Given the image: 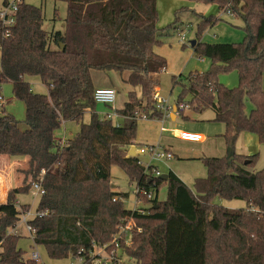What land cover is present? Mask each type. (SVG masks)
Wrapping results in <instances>:
<instances>
[{
	"label": "trees",
	"instance_id": "trees-1",
	"mask_svg": "<svg viewBox=\"0 0 264 264\" xmlns=\"http://www.w3.org/2000/svg\"><path fill=\"white\" fill-rule=\"evenodd\" d=\"M15 1V23L7 35L0 25V83H10L12 97L23 103L25 128L12 115H0V155L26 159L27 168L21 171L22 185L9 190L0 216V264H36L24 258L19 236L9 232L20 221L17 195L31 189L33 181L44 193L35 209L41 215L28 225L34 245L43 246L50 259L81 258L92 264L100 258L97 250L104 249L114 264L123 258L136 264H264V167L251 170L255 156L233 154L230 162L202 159L207 174L194 181L193 193L173 172L160 180L153 166L145 169L136 156L127 155L136 136L134 113L162 116L152 101L156 75L166 68V60L154 51L166 34L156 27L157 0H53L66 3L63 33L43 29L41 7ZM196 1L215 3L220 10L228 2ZM232 9L245 25L242 43L195 40L191 48L211 59V67L190 74L175 103L178 112L187 93L189 109L210 108L224 125L227 148L243 132L264 142V0H233ZM216 21L199 16L197 34ZM172 29L178 33L175 24ZM228 69L239 79L230 91L217 80V73ZM109 70L127 72L124 82L139 90L128 92L116 111L122 118L118 125L93 112L91 72ZM33 77L46 95L31 91L27 79ZM177 81L172 78V87ZM87 112L90 122L85 124ZM69 121L78 131L62 145L56 131ZM113 165L135 184L136 203L148 207L124 208L127 194L111 187ZM161 186L167 189L164 201L153 194ZM216 199L243 200L245 206L228 209ZM20 206L29 210L28 204ZM128 224L132 227L125 230Z\"/></svg>",
	"mask_w": 264,
	"mask_h": 264
},
{
	"label": "rangeland",
	"instance_id": "rangeland-1",
	"mask_svg": "<svg viewBox=\"0 0 264 264\" xmlns=\"http://www.w3.org/2000/svg\"><path fill=\"white\" fill-rule=\"evenodd\" d=\"M4 0H0L3 2ZM9 4L15 0H6ZM26 4L34 7H41L43 11V29L47 32H60L65 30L66 3L63 1L53 0H23ZM157 22L156 27L162 29L166 34L162 37L161 44L154 47L156 54L166 60L165 71L156 75L157 89L159 97L166 101L168 107L173 108L175 105L180 88L185 86L186 78L190 74H204L210 70L211 59L198 56L190 47L191 40H197L200 43H219V44H240L245 35V25L243 20L238 16H228L223 14L215 3H205L196 0H157ZM199 16L205 18H213L217 20L214 24L205 28L201 34H197V23ZM178 26L179 32L173 31V25ZM184 35L183 43L179 37ZM55 45L51 44V48ZM127 72L109 71H92L91 77L93 84L100 88H111L116 91L115 100L111 105L96 103L93 112L99 118L106 114L113 115V123L119 122L115 117V110L119 111L123 108L124 103L128 100V92L134 90L139 93L138 89H133L127 85L124 80L127 78ZM178 76H181L178 79ZM177 78L178 85L172 87V78ZM218 83L226 90H232L239 85L238 75L235 70L228 69L217 73ZM32 92L46 95L47 90L36 78L27 79ZM262 88L264 89V74L262 79ZM0 94L3 96V108H0V115L3 113L12 115L19 123L21 128H25L24 121V105L12 97L10 83H0ZM182 102L187 104L191 100L187 93L183 95ZM176 107V106H175ZM252 103L245 101V113L250 114ZM214 113L210 108H204L199 111L189 109L187 106L182 113L177 114L176 120L169 117L159 118H141L136 122L135 146L137 149L142 145L157 146L159 152L166 153V149L172 154L173 158L169 161H162L157 164L164 171L174 172L187 187L193 191V183L195 179L205 178L207 171L203 164L204 158H220L228 153L222 134L224 125L214 119ZM83 123L90 122V112L85 113L82 119ZM187 132L198 134L202 137L199 143L182 142L178 133ZM78 131L75 122L69 121L56 131V137L61 139L72 138ZM232 152L234 154L255 156V162L252 165V171H260L264 167V142L260 143L256 135L243 132L237 137ZM140 160L146 165L149 161L148 153L139 155ZM168 166V168L166 167ZM14 177L23 180L22 170L26 169V165L22 162L14 164L9 172ZM17 171V172H16ZM166 171V172H167ZM19 172V173H18ZM21 173V174H20ZM11 176V175H10ZM28 181V180H27ZM110 182L114 185V190L119 193H126L127 198L123 200V206L126 210H133L136 207H143L144 204H135V184L130 183L126 174L118 166L110 168ZM158 201H164L167 194L166 186H161L157 193H153ZM17 200L22 203L29 204L30 220L34 214L38 204L39 196L35 197L31 194L30 189L27 192L17 195ZM218 204L228 209H238L245 206L243 200L238 199H216ZM14 235L19 236L17 246L24 252V258L30 259L32 253H38L40 260L36 264H71L72 258L50 259L45 248L41 245H34L33 235L29 233L22 219L17 223L15 228L9 229ZM103 258H107L104 252H98ZM124 264H136L132 260L123 258ZM120 262V264H121Z\"/></svg>",
	"mask_w": 264,
	"mask_h": 264
},
{
	"label": "built area",
	"instance_id": "built-area-1",
	"mask_svg": "<svg viewBox=\"0 0 264 264\" xmlns=\"http://www.w3.org/2000/svg\"><path fill=\"white\" fill-rule=\"evenodd\" d=\"M232 4H233V0H228V2L226 3V5L221 9V12L223 14H226L228 16H234L233 13V9H232ZM16 10H17V1H14L13 3L9 4L7 3L6 5H2L0 6V25L3 27L4 30V34L7 35V33L9 32L8 29L10 27H12L15 23V15H16ZM180 42L183 43L184 41V35H181L179 37ZM115 95H116V91L111 89V88H98L94 90V100L96 103H101V104H105V105H111L114 100H115ZM3 96L0 94V108L3 106ZM152 101L154 104V107L157 111H160L162 116L161 117H170V114L172 112V108L168 107L166 104V101L161 99L159 97L158 91H154V93L152 94ZM185 108L184 104H179L178 105V112L177 114ZM177 111V109H176ZM115 117L121 119L120 115H117L115 113L114 115ZM134 118L135 119H141V118H148L146 114L143 113H134ZM103 118L107 119V120H111L113 121V115L112 114H106L103 116ZM116 125H118V123H115ZM178 137L180 140L183 141H189V142H199L201 141V136L198 134H194V133H187V132H179L178 133ZM61 144L63 145V140H61ZM61 145V146H62ZM159 147L157 146H144L142 148H139L137 150L138 154H145L148 153L149 157L151 160H170L172 159V155L168 152L163 153V152H159ZM140 165H142L145 169H147L150 165H144L142 162H140ZM152 173L154 176L159 177L160 174L156 169L152 170ZM31 186V194L35 197L37 196H41L44 193L43 188L41 187L40 182H31L30 184ZM148 198H150L151 196L148 195ZM16 207L19 209V211L21 212L20 215V220L22 219L23 223L26 225L27 230L29 231V233H33V231L31 230L30 226L28 225V219L27 217L30 215L29 214V210H22L20 207V203L18 201L15 202ZM37 215H41L38 213H35L34 216ZM33 216V217H34ZM132 227L131 224H128L125 227V230H130ZM104 252L106 254V252L104 251V249H98L96 254L100 257L98 260H94L92 261V264H114L112 263V255H108L106 254L107 258H103L101 255H99L98 252ZM31 260H34L36 263L40 260V256L39 254L36 253H32ZM71 264H83V259L81 258H75L72 260ZM116 264V263H115ZM120 264V263H119Z\"/></svg>",
	"mask_w": 264,
	"mask_h": 264
},
{
	"label": "crops",
	"instance_id": "crops-1",
	"mask_svg": "<svg viewBox=\"0 0 264 264\" xmlns=\"http://www.w3.org/2000/svg\"><path fill=\"white\" fill-rule=\"evenodd\" d=\"M2 2H1V4H0V6H2ZM178 32H179V30H178ZM166 69V68H165ZM165 71V70H164ZM92 73V72H91ZM91 79H92V77H91ZM92 83H93V79H92ZM93 87L95 88V89H98V88H100L98 85L96 86V85H94L93 84ZM157 91H158V89H157V87L155 88ZM158 93H159V91H158ZM175 106V105H174ZM117 110H115V113L117 114V115H119L117 112H116ZM171 120H176V118H177V112L175 111L174 113H173V110H172V112H171V114H170V117H169ZM119 119V122L117 121V123L118 124H120L121 123V121H122V118L120 119V117L119 118H117V120ZM177 131H179V130H177ZM180 132V131H179ZM65 139V137H63V138H61V140H64ZM182 142H189V141H183V140H181ZM201 141H202V137H201ZM200 142V141H199ZM199 142H189V143H199ZM136 144H135V141H134V144L133 145H130L129 147H128V152H127V155H128V153H129V151L131 150V147H134V153H135V156L139 159V161L140 162H142L141 160H140V157H139V155L141 156V154H138V152H137V148H136V146H135ZM144 146H147V145H144ZM142 147H143V145H142ZM166 152H168V153H170L169 152V150L168 149H166L165 150ZM171 154V153H170ZM144 155V154H143ZM172 155V154H171ZM224 158L225 157H227V155L225 156H223ZM172 158H173V156H172ZM221 158V157H220ZM171 160V159H170ZM167 161H169V160H167ZM24 163L25 165H26V168H27V163H26V159H13V158H10V157H8V156H5V155H0V216H2L3 215V213H4V205H5V203H6V199H7V194H8V192H9V190L10 189H12V188H15V187H20L21 185H22V182H23V180H21V179H19V177H14L12 174H11V172L13 171V169L9 172L8 170L10 169V167H12V165L14 166V164H20V163ZM160 162H162V161H159V160H151L150 158H149V161L148 162H146V165H150V166H153L154 167V169H156L158 172H159V174L160 175H162V174H168V172L170 171V170H166V171H164V170H162L157 164H155V163H160ZM143 163V162H142ZM167 168H168V166H166ZM22 171H24V170H22ZM17 172V171H16ZM172 172V171H171ZM19 173V172H18ZM174 173V172H173ZM21 174V173H20ZM175 174V173H174ZM11 175V176H10ZM176 175V174H175ZM177 176V175H176ZM178 177V176H177ZM23 178H24V175H23ZM22 178V179H23ZM179 178V177H178ZM180 179V178H179ZM181 180V179H180ZM196 180V179H195ZM182 181V180H181ZM183 182V181H182ZM184 183V182H183ZM194 184V183H193ZM186 185V184H185ZM187 186V185H186ZM113 189L115 188V186L114 185H112L111 186ZM136 193V190L134 191V194ZM18 201V200H17ZM217 200H215V202H216ZM19 203H21L22 205H27L28 203H22V202H20V201H18ZM217 203V202H216ZM135 204L137 205L138 203H136V201H135ZM29 205V204H28ZM221 205V204H220ZM146 207H148L147 205H144L143 207H139V208H146ZM11 233V232H10Z\"/></svg>",
	"mask_w": 264,
	"mask_h": 264
},
{
	"label": "water",
	"instance_id": "water-1",
	"mask_svg": "<svg viewBox=\"0 0 264 264\" xmlns=\"http://www.w3.org/2000/svg\"><path fill=\"white\" fill-rule=\"evenodd\" d=\"M195 43H196L195 40H191L189 42L190 47H194ZM59 47H60V49H62L63 45L59 44ZM178 91H179V89H178ZM172 110H173V113H174L176 111V107L173 106ZM227 149H228V153H227V157L226 158L228 159V162H230V160H231V158H232L234 153L232 152V148H227ZM128 156L129 157H135L134 147H131V150L129 151ZM158 178L160 180H167L168 179V174H162Z\"/></svg>",
	"mask_w": 264,
	"mask_h": 264
}]
</instances>
